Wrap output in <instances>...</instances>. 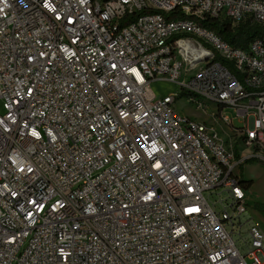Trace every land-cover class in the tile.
<instances>
[{"label": "built area", "instance_id": "obj_1", "mask_svg": "<svg viewBox=\"0 0 264 264\" xmlns=\"http://www.w3.org/2000/svg\"><path fill=\"white\" fill-rule=\"evenodd\" d=\"M222 18L264 27V0H0V264H264L227 229L264 162V34Z\"/></svg>", "mask_w": 264, "mask_h": 264}, {"label": "rangeland", "instance_id": "obj_2", "mask_svg": "<svg viewBox=\"0 0 264 264\" xmlns=\"http://www.w3.org/2000/svg\"><path fill=\"white\" fill-rule=\"evenodd\" d=\"M152 88L156 93L163 94L174 91L176 86L171 82L156 81L152 83ZM175 107L180 114L193 118L197 121L205 118L202 111L197 110L192 105H189L184 98L178 100ZM0 112H2L1 101ZM228 114L232 115L233 113L231 110H228ZM240 168L241 169L238 170H243L240 171L243 179H250L252 182L248 188L244 189V200L246 202L245 212L240 214L239 218L234 221L233 227H231L230 223L227 224V229L231 232L232 237L240 251L245 253L246 244L250 241V226L253 224L257 225L264 234V208L261 209L256 206L257 203L260 204L264 202V162L256 160L252 163H244ZM205 197L211 205L214 203L215 199L219 198L216 195H210L209 192L205 194ZM217 206L221 207L219 204Z\"/></svg>", "mask_w": 264, "mask_h": 264}, {"label": "trees", "instance_id": "obj_3", "mask_svg": "<svg viewBox=\"0 0 264 264\" xmlns=\"http://www.w3.org/2000/svg\"><path fill=\"white\" fill-rule=\"evenodd\" d=\"M203 25L214 31L224 42L240 48H245L254 37L264 34V27L256 22H251L250 20H243L233 24L227 18L211 19L205 20ZM217 59L228 64L219 57H217ZM254 161L256 160L247 159L245 160V163H252ZM251 182L250 179L245 180L242 177V185L244 188H248L251 185ZM256 206L262 209L264 208V202L260 204L257 203Z\"/></svg>", "mask_w": 264, "mask_h": 264}, {"label": "crops", "instance_id": "obj_4", "mask_svg": "<svg viewBox=\"0 0 264 264\" xmlns=\"http://www.w3.org/2000/svg\"><path fill=\"white\" fill-rule=\"evenodd\" d=\"M243 171V170H242Z\"/></svg>", "mask_w": 264, "mask_h": 264}]
</instances>
